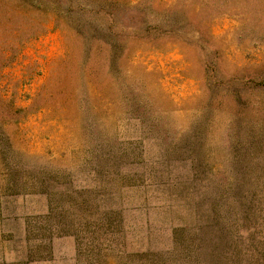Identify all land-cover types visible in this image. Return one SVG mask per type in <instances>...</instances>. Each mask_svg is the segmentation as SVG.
<instances>
[{
    "label": "rangeland",
    "instance_id": "obj_1",
    "mask_svg": "<svg viewBox=\"0 0 264 264\" xmlns=\"http://www.w3.org/2000/svg\"><path fill=\"white\" fill-rule=\"evenodd\" d=\"M0 56V264H264V0H5Z\"/></svg>",
    "mask_w": 264,
    "mask_h": 264
},
{
    "label": "trees",
    "instance_id": "obj_2",
    "mask_svg": "<svg viewBox=\"0 0 264 264\" xmlns=\"http://www.w3.org/2000/svg\"><path fill=\"white\" fill-rule=\"evenodd\" d=\"M2 1H5V0H0V2ZM11 1L15 2L21 7H30L32 6V3L34 0H11ZM106 15H110V13H106ZM84 31H85L84 33L76 31V33L82 40L83 46H84L83 41H85V44H86V40H87V38H85V35H88L86 37L93 39V41H101L104 44H106L108 48L110 49L112 48L111 44L102 40L101 38H97V34L92 26L88 25ZM10 59L11 58H6L5 56H0V66L1 67L5 66ZM22 114H24V110L21 108L14 107L11 103L4 109H0V147H2L1 149L3 150V153L7 152V148L10 147L9 146L10 144L8 142V138L6 137L5 130H4V124H2L1 119L5 118L7 119V121H12V120L17 121L16 119H18L20 115L22 116Z\"/></svg>",
    "mask_w": 264,
    "mask_h": 264
}]
</instances>
